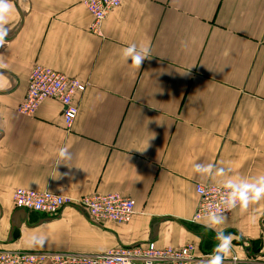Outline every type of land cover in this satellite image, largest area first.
Instances as JSON below:
<instances>
[{"label":"crops","instance_id":"1","mask_svg":"<svg viewBox=\"0 0 264 264\" xmlns=\"http://www.w3.org/2000/svg\"><path fill=\"white\" fill-rule=\"evenodd\" d=\"M0 19V248L104 252L154 241L214 252L230 236L240 264L264 251V195L193 222L198 183L264 176V0H123L91 30L84 0H8ZM149 50L139 67L122 55ZM36 64L88 82L71 128L61 103L17 110ZM65 147L71 159L58 163ZM58 163V164H57ZM205 171H196L194 165ZM17 187L77 199L120 192L134 199L127 223L98 225L67 204L26 211L13 238ZM44 264H52L45 262Z\"/></svg>","mask_w":264,"mask_h":264},{"label":"built area","instance_id":"2","mask_svg":"<svg viewBox=\"0 0 264 264\" xmlns=\"http://www.w3.org/2000/svg\"><path fill=\"white\" fill-rule=\"evenodd\" d=\"M122 2L123 0H84L92 15L91 30L101 34L103 21ZM87 85L88 82L69 77L49 66L36 64L29 73L27 91L17 110L25 115H34L44 100L56 99L61 103L66 127L71 128L79 111L76 96L85 91ZM227 192L225 184L198 183V203L192 221L206 219L213 212L221 215L231 212L239 202L235 206H225ZM12 200L16 208L46 215H55L67 204H74L82 208L89 219L98 225L107 222L127 223L136 212L134 199L120 192H96L73 199L50 190L17 187ZM212 253L199 254L194 243L180 247H159L149 240L119 245L97 253L0 248V264H207ZM230 261L231 264H240L241 258L234 252ZM249 261L264 264V251L253 254Z\"/></svg>","mask_w":264,"mask_h":264},{"label":"clouds","instance_id":"3","mask_svg":"<svg viewBox=\"0 0 264 264\" xmlns=\"http://www.w3.org/2000/svg\"><path fill=\"white\" fill-rule=\"evenodd\" d=\"M9 11L8 0H0V19ZM8 29L0 25V41L7 34ZM121 55L133 65L139 67L141 63L149 56V50L145 47H137L136 44L130 43L122 49ZM71 159V153L65 148L60 147L57 152V161L61 163ZM57 163V164H58ZM196 171H205L200 165H194ZM228 189L225 206H235L239 202L241 207H245L250 199H258L264 195V176H259L255 181L250 183L241 182L237 178H231L224 181ZM223 221L221 214L213 212L208 216L207 226L211 227L220 224ZM216 238L218 244L212 254H210L207 264H223L226 255L231 249L230 236L225 235L223 231H217Z\"/></svg>","mask_w":264,"mask_h":264},{"label":"water","instance_id":"4","mask_svg":"<svg viewBox=\"0 0 264 264\" xmlns=\"http://www.w3.org/2000/svg\"><path fill=\"white\" fill-rule=\"evenodd\" d=\"M25 212H26V210L20 209L14 213V217H13L14 220L12 222V224H13V231H12L13 238L19 234V228H20L21 223H22L21 222L22 217L20 218V216L22 214H24Z\"/></svg>","mask_w":264,"mask_h":264}]
</instances>
